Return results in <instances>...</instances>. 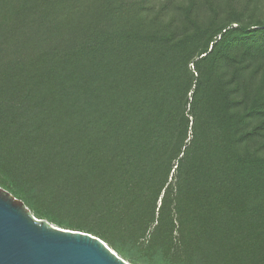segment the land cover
<instances>
[{
    "label": "trees",
    "instance_id": "16d2710c",
    "mask_svg": "<svg viewBox=\"0 0 264 264\" xmlns=\"http://www.w3.org/2000/svg\"><path fill=\"white\" fill-rule=\"evenodd\" d=\"M0 187L132 264H264V0H0Z\"/></svg>",
    "mask_w": 264,
    "mask_h": 264
},
{
    "label": "water",
    "instance_id": "95a60500",
    "mask_svg": "<svg viewBox=\"0 0 264 264\" xmlns=\"http://www.w3.org/2000/svg\"><path fill=\"white\" fill-rule=\"evenodd\" d=\"M0 264H132L87 231L34 216L0 187Z\"/></svg>",
    "mask_w": 264,
    "mask_h": 264
},
{
    "label": "rangeland",
    "instance_id": "374dc122",
    "mask_svg": "<svg viewBox=\"0 0 264 264\" xmlns=\"http://www.w3.org/2000/svg\"><path fill=\"white\" fill-rule=\"evenodd\" d=\"M19 199V198H18ZM21 200V199H20ZM24 203V202H23ZM26 206V205H25ZM27 207V206H26ZM29 209V208H28ZM30 210V209H29ZM32 213V212H31ZM58 213H59V211H58ZM33 214V213H32ZM34 215V214H33ZM60 217H63V218H65V219H71V220H73L72 218H75V216L73 215V213L72 212H70V210H68V212L67 211H64L63 213H60V214H58ZM34 216H36V215H34ZM37 217V216H36ZM71 217V218H70ZM39 218V217H38ZM43 219H45V218H43ZM47 220V219H46ZM49 221V220H48ZM75 221H78L77 223H84V219H77V220H75ZM50 222V221H49ZM50 223H52V224H54V225H57V226H60V225H58L57 223H53V222H50ZM62 227V226H61ZM65 227V226H64ZM65 228H68V227H65ZM77 230H80V229H77ZM92 234V233H91Z\"/></svg>",
    "mask_w": 264,
    "mask_h": 264
}]
</instances>
